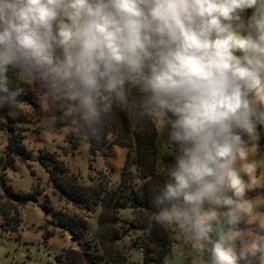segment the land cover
I'll return each instance as SVG.
<instances>
[{
    "label": "clouds",
    "instance_id": "1",
    "mask_svg": "<svg viewBox=\"0 0 264 264\" xmlns=\"http://www.w3.org/2000/svg\"><path fill=\"white\" fill-rule=\"evenodd\" d=\"M10 79L85 128L135 91L137 122L163 125L175 146L152 220L206 264H264V234L238 227L264 230L246 198L264 187L250 159L264 128V0H0V100L14 107Z\"/></svg>",
    "mask_w": 264,
    "mask_h": 264
},
{
    "label": "rangeland",
    "instance_id": "2",
    "mask_svg": "<svg viewBox=\"0 0 264 264\" xmlns=\"http://www.w3.org/2000/svg\"><path fill=\"white\" fill-rule=\"evenodd\" d=\"M251 12L249 9L245 15ZM15 84L20 89L19 103L13 107L0 100V264H63L60 256L63 259L69 250L98 253L114 264L117 259L123 264H206L208 254L185 243L174 227L156 224L157 229L152 230L153 214L141 207L128 204L114 212L113 222L109 200L116 194L110 190L141 183L133 175L139 172L136 166L129 165L131 171L124 176L127 149L109 144L91 147L82 132V122L62 101L50 99L36 85ZM156 128L159 148L173 162L175 146L167 141L163 125ZM18 135L25 150L31 152L28 159L7 153L8 144ZM260 136L258 152L250 159L264 162V128ZM54 161V173L64 172L61 176H68L64 178L76 176L80 183L104 187L110 195L90 210L61 197L46 168L52 167ZM162 165L159 177L166 180L165 164ZM258 175H264V167ZM163 179L149 180L145 193L154 195ZM246 198L257 202L256 215L264 217V187L247 191ZM59 212L85 222L81 236L76 238L54 223ZM101 219L109 225L100 226ZM238 227L249 238L264 234L258 223L249 224L246 218ZM102 232L107 233L104 243L98 235ZM111 233L119 235L115 243L109 238Z\"/></svg>",
    "mask_w": 264,
    "mask_h": 264
},
{
    "label": "trees",
    "instance_id": "3",
    "mask_svg": "<svg viewBox=\"0 0 264 264\" xmlns=\"http://www.w3.org/2000/svg\"><path fill=\"white\" fill-rule=\"evenodd\" d=\"M16 80L10 79V87L15 88ZM137 103V95L135 91L128 95L127 102L122 108H119L106 117H102L101 120L94 126V128H85L82 126V132L86 137L87 142L93 148H98L105 145H117L127 149V158L125 161V167L123 170L124 176L131 170V166H136L139 172H135L134 176L140 179V184L128 186H118L116 189L110 191L115 192V197H112L109 201H112L111 210L113 212V222H116L114 212H117L121 208H125L128 204L143 208L153 214V208L150 203L152 196L146 194L147 187L149 186V180H162L159 177L161 173V166L164 163V169H167L171 161H169L164 153L159 148V134L156 126L147 120H140L137 122L136 118L132 115L135 111V105ZM126 110L129 116L123 112ZM13 121L14 119L11 118ZM247 137H245L246 139ZM8 155H17L23 158H30L31 152L26 151L21 141V136L18 135L13 138V142L7 146ZM57 162L54 161L52 167H46L50 172V181L54 189L59 195L76 206L90 210L91 207L102 203L103 199L107 197V189L98 185H84L80 183L75 176L72 178H64L68 176H61L65 174H56L52 170ZM130 165V167H129ZM69 175V174H66ZM124 180L126 181L125 177ZM165 180L158 183L156 192H158L164 184ZM7 191L8 188H6ZM117 191V192H116ZM155 192V193H156ZM148 193V192H147ZM19 197V196H18ZM56 223L63 231H68L72 236L76 238L82 235V231L85 228V222L74 215H70L67 212H59L54 218ZM100 226L109 223L106 219L100 220ZM160 226V225H158ZM151 228L157 229L156 223L151 221ZM105 232L98 233L100 242L106 238ZM117 234H109L112 243H115ZM63 264H111L110 260H107L104 256L98 253H91L86 250H69L63 259L60 256ZM115 262V260H113ZM117 264H123V260L117 259ZM114 264V263H112Z\"/></svg>",
    "mask_w": 264,
    "mask_h": 264
},
{
    "label": "built area",
    "instance_id": "4",
    "mask_svg": "<svg viewBox=\"0 0 264 264\" xmlns=\"http://www.w3.org/2000/svg\"><path fill=\"white\" fill-rule=\"evenodd\" d=\"M139 250L141 253H143V251H144L142 247H140Z\"/></svg>",
    "mask_w": 264,
    "mask_h": 264
}]
</instances>
